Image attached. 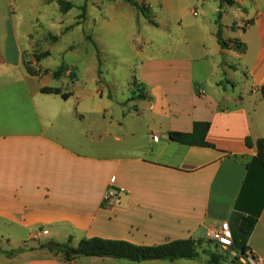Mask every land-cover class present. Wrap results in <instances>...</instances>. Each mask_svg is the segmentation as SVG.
Returning <instances> with one entry per match:
<instances>
[{
  "label": "crops",
  "instance_id": "crops-1",
  "mask_svg": "<svg viewBox=\"0 0 264 264\" xmlns=\"http://www.w3.org/2000/svg\"><path fill=\"white\" fill-rule=\"evenodd\" d=\"M11 1L5 0L4 14L0 4V20L8 29ZM244 1L235 2L233 8L241 11L246 26L233 21L227 27L233 35L221 31L223 39L244 45V58L248 51L244 36L256 29L255 63H244L247 73L240 87L234 83L232 62L240 56L218 44L215 23L212 36L201 33L196 58L216 57L215 74L194 73L185 62L184 67L173 60L159 66L154 59L145 60L138 80L149 99L140 100L133 109L124 105L108 119L103 103L94 105L96 116L91 120L75 109L77 100L87 98L85 91L79 97L73 90L65 92L71 94L66 100L41 93L43 87L58 88L53 82L61 78H55L54 72L27 74L20 65L23 50L5 42L4 31L0 238L21 233L29 243L23 242V251L12 257L1 253L0 264H113L95 257L68 262L43 246L53 247L55 240L69 237L73 247L94 237L138 246L185 239L204 242L225 223L232 236L230 253L238 256L233 238H238L239 222L247 216H256L257 222L245 241L246 255L264 264V173L254 160L256 142L264 139V100L259 90L264 85V25L259 28L255 21H264V9L253 16L251 3ZM207 33L208 38H203ZM194 122L210 124L206 141L214 148L169 139V132H191ZM246 138L252 144L249 148ZM110 187L119 196L105 204L103 197ZM157 261L119 264L162 263ZM196 264H207L206 258Z\"/></svg>",
  "mask_w": 264,
  "mask_h": 264
},
{
  "label": "rangeland",
  "instance_id": "rangeland-1",
  "mask_svg": "<svg viewBox=\"0 0 264 264\" xmlns=\"http://www.w3.org/2000/svg\"><path fill=\"white\" fill-rule=\"evenodd\" d=\"M63 1L73 6L66 13L60 12L56 0H12L11 6L9 4L12 9V20L9 23L11 29L6 28V24L0 20V39L6 30L5 42L23 50L20 65L26 64L34 72L39 70V74L55 73L61 66V79L53 84L64 93L73 90L77 97L82 91L87 92L86 99L76 101L79 105L75 109L85 113L90 120L92 116H96L93 110L95 104H104L103 114L107 119L124 105L129 109L135 107L139 100H127L142 90L138 79L145 60L154 59L160 62L159 66L161 62L173 60L181 62L178 66L184 67L182 63L185 62L188 63L186 69L189 68L194 73L216 72V57L209 56L206 61H196L201 33L210 32L209 35L212 36L217 24L218 27L221 25L220 30L225 35L231 36L233 34L227 27L233 21H236L238 27L246 26L240 18V10L227 5L219 8V0H136L139 4L149 6L152 19L158 27L150 25L134 8L119 0ZM165 2H168L167 6ZM244 2L251 3L249 5L253 16L257 10L264 9V0ZM0 4H3L4 14L8 3L3 0ZM82 6L85 7L84 11L81 10ZM255 21L262 28L263 19ZM196 25L200 27L196 28ZM255 32L254 28L244 36L248 41L246 56L242 58L245 50L237 51L240 60L235 58L232 61L236 70L233 76L236 87H240L239 82L245 80L244 74L247 71L244 63L248 66L255 63L258 49ZM207 36L208 33L203 38H208ZM87 38L95 43L97 51ZM45 51L49 52V56L35 61L34 56ZM164 67L163 69H171ZM12 70L21 69L12 67ZM226 78L230 80L227 76ZM72 100L71 103L75 105V99ZM24 237L25 234L19 233L13 234L11 238H0V247L8 251L23 249L22 243H29ZM55 241L58 244L67 242L65 239ZM202 248L212 249L203 245L199 250ZM216 252L221 253L227 262L233 257L229 249L218 247ZM201 257L206 258L200 253ZM103 260L113 264L126 262L111 258ZM157 262L168 264L166 261ZM177 262L196 264V261L194 263L187 260Z\"/></svg>",
  "mask_w": 264,
  "mask_h": 264
},
{
  "label": "trees",
  "instance_id": "trees-1",
  "mask_svg": "<svg viewBox=\"0 0 264 264\" xmlns=\"http://www.w3.org/2000/svg\"><path fill=\"white\" fill-rule=\"evenodd\" d=\"M119 1L127 3L129 6L134 8L148 21L150 25H152L153 27H158V24L152 19L148 6L139 4L136 0ZM56 3L59 6V10L61 13H66L67 11L73 8V6L69 2L63 0H56ZM219 3L220 7H222L223 5L231 7L234 5L235 2L233 0H219ZM81 10L84 11L85 7L82 6ZM215 36L218 44L222 48H232L235 51L244 52V45L242 43L236 40L223 39L220 27H218ZM87 40H89L93 44L95 50L97 51L95 43L90 38H87ZM48 56L49 52L45 51L36 54L34 56V59L35 61H41L47 58ZM22 66L24 68V71L31 76H36L39 74V70L34 72L28 66H26V64H23ZM61 68L62 67L60 66L54 73L55 78L60 76ZM138 85L142 90H140L137 94L132 95L127 100V102L149 99L147 94L144 92L143 86L141 84ZM259 90L261 97L264 100V85H262ZM40 91L43 94L60 95L61 98L64 100L68 99L71 96L70 93L62 92L60 88L43 87ZM209 127L210 124L208 122H194L192 125L191 132H169L168 137L171 141L182 145L214 148L213 145L209 144L206 141V134L209 130ZM245 145L248 148L252 146L250 139H245ZM256 149L257 155L254 160L262 168V171L264 173V139L257 140ZM256 222V216H247L241 218L238 226V238H233L235 247L239 249V255L233 256L232 259L228 262L225 260L224 256L221 253L216 252L219 246L210 239L204 242L194 241L191 239L174 240L156 246H138L127 241L108 240L94 237L89 239H81L77 243V245L73 247L71 246L72 239L71 237H69L66 243H53V247L50 249V251H54L55 253H61L64 256V259L68 262L73 261L78 257H95L124 260L130 263H139L142 257H149L153 258L154 260L172 263L177 260H199L201 253L206 257L207 264H241L239 262V258L245 257L247 251L245 241L254 229ZM203 245H206L207 247H212V249L202 248L201 250H199ZM22 251L23 249H19L16 251H2L0 249V254L3 253L8 257H12L21 253Z\"/></svg>",
  "mask_w": 264,
  "mask_h": 264
},
{
  "label": "built area",
  "instance_id": "built-area-1",
  "mask_svg": "<svg viewBox=\"0 0 264 264\" xmlns=\"http://www.w3.org/2000/svg\"><path fill=\"white\" fill-rule=\"evenodd\" d=\"M196 15V13H193ZM119 196V191L114 188L110 187L106 190L104 197H103V202L105 204L111 203L113 200H115ZM210 240L215 242L219 247L223 249H229L233 246L232 243V236L230 233V229L228 224H222L221 228L219 231L211 234ZM239 262L241 264H259L257 260L253 259L250 255H246L245 257L239 258Z\"/></svg>",
  "mask_w": 264,
  "mask_h": 264
},
{
  "label": "water",
  "instance_id": "water-1",
  "mask_svg": "<svg viewBox=\"0 0 264 264\" xmlns=\"http://www.w3.org/2000/svg\"><path fill=\"white\" fill-rule=\"evenodd\" d=\"M43 248H45V249H50V248H52V244H51V243H48V244H46L45 246H43ZM153 260H154L153 258H149V257H142V258H141V261H142V262L153 261Z\"/></svg>",
  "mask_w": 264,
  "mask_h": 264
}]
</instances>
